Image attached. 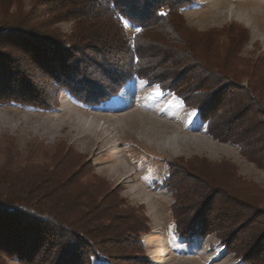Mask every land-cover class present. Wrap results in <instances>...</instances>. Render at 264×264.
I'll use <instances>...</instances> for the list:
<instances>
[{
	"label": "rangeland",
	"instance_id": "obj_1",
	"mask_svg": "<svg viewBox=\"0 0 264 264\" xmlns=\"http://www.w3.org/2000/svg\"><path fill=\"white\" fill-rule=\"evenodd\" d=\"M52 1L0 0L3 41L12 37L4 29L14 26L68 41L74 22L60 18L50 8L58 6ZM179 16L195 32L218 31L215 39L221 44L216 52L210 43L200 41L199 59L204 67L217 69L216 77L193 66L185 74L179 72L184 78L177 87L185 92L192 89L188 92L193 97L191 106L137 78L97 106L82 105L63 91L48 111L0 104V165L8 159L10 169H23L25 163L36 166L44 154L71 151L80 181H102V189L113 191L121 202V211L133 210L145 221L139 240L149 264H241L242 257L249 264H264L260 258L264 244L257 243L264 231V64L251 65L257 60L264 63V0H193L180 9ZM121 24L132 41L138 29L126 21ZM225 31H230L232 42ZM0 58L8 60V68L17 63L26 73L36 70L27 54L8 43L0 44ZM165 69L174 78L181 68L168 65ZM228 79L234 82L222 89ZM193 106L203 107L213 125L233 120L229 137L241 134L247 148L241 150L208 133ZM79 120L101 128L85 130ZM168 163L177 194L165 184ZM35 171L29 165L21 174L30 181L36 179ZM5 176L14 177L10 172ZM205 186L209 188L204 190ZM68 188L50 195L48 201L75 200L78 190H73L72 183ZM212 190L215 193L206 199ZM175 201L178 211L189 217L201 213L210 223L208 230L223 233L231 251L215 233L204 239L176 236L171 214ZM2 259L5 264H20L16 259ZM93 264H107V258Z\"/></svg>",
	"mask_w": 264,
	"mask_h": 264
},
{
	"label": "trees",
	"instance_id": "obj_2",
	"mask_svg": "<svg viewBox=\"0 0 264 264\" xmlns=\"http://www.w3.org/2000/svg\"><path fill=\"white\" fill-rule=\"evenodd\" d=\"M52 2L59 6L50 8L57 10L60 18L73 20L74 30L68 41L63 42L33 28H5L6 32L11 31L8 36L12 37L5 41L0 37V44L8 43L11 48L27 54L36 70L26 73L17 63L8 68V60L0 58V104L48 111L56 106L63 91L82 105L97 106L137 78L158 85L161 90L177 96L183 105L191 106L189 101L193 97L188 92L192 89L185 92L177 87L184 78L179 72L193 66L216 77L214 71L217 69L203 66L199 49L200 41H207L210 48L218 52L221 47L215 39L218 31L198 33L180 20V9L190 6L193 0ZM51 9L48 8L50 12ZM121 21L138 29L132 41L125 36ZM229 32L225 31L226 37L232 42ZM260 64L264 63L257 60L251 65ZM168 65L181 68L174 78L170 70L165 69ZM230 81L225 80L221 88H230ZM193 107L199 120L206 123L208 133L221 142L240 146L241 150L247 148L241 134L229 137L233 120L213 125L212 116L206 117L203 107ZM72 154L69 150H56L44 154L43 161L36 166L25 163L23 169L16 170L9 168L8 159L2 161L0 170L5 167L8 170L0 171V264H5L2 258L16 259L20 264H93V260L101 257L107 258V264L128 261L149 264L139 240V233L145 230V221L134 215L133 210L121 211V202L113 191L102 189V181L90 184L80 181ZM29 165L36 169L33 173L36 179L30 181L22 175ZM167 166L169 177L165 184L177 194L178 190L170 183L171 164ZM7 172L14 177L5 176ZM71 183L76 187L73 190H78L75 200L48 201L50 195L69 189ZM208 188L205 186L204 190ZM213 193L212 190L206 199ZM178 210L175 201L171 204V214L176 236L182 240L204 239L215 233L226 251H231L223 233L212 228L208 230L210 223L201 213L189 217L185 211ZM257 243L264 244V231L258 235ZM240 262L249 264L243 257Z\"/></svg>",
	"mask_w": 264,
	"mask_h": 264
},
{
	"label": "bare ground",
	"instance_id": "obj_3",
	"mask_svg": "<svg viewBox=\"0 0 264 264\" xmlns=\"http://www.w3.org/2000/svg\"><path fill=\"white\" fill-rule=\"evenodd\" d=\"M79 124L83 127V129L90 130V131H93L94 127L101 128L99 124L97 126H95V124L93 122H90V121L79 120Z\"/></svg>",
	"mask_w": 264,
	"mask_h": 264
},
{
	"label": "snow or ice",
	"instance_id": "obj_4",
	"mask_svg": "<svg viewBox=\"0 0 264 264\" xmlns=\"http://www.w3.org/2000/svg\"><path fill=\"white\" fill-rule=\"evenodd\" d=\"M192 115H195V113H192Z\"/></svg>",
	"mask_w": 264,
	"mask_h": 264
}]
</instances>
